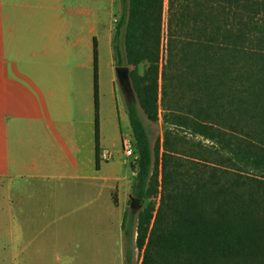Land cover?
I'll return each mask as SVG.
<instances>
[{
    "label": "trees",
    "instance_id": "obj_1",
    "mask_svg": "<svg viewBox=\"0 0 264 264\" xmlns=\"http://www.w3.org/2000/svg\"><path fill=\"white\" fill-rule=\"evenodd\" d=\"M123 30L127 62L146 63L129 77L147 116L156 118L159 79L171 69L178 84L196 90V124L227 135L223 160L166 149L158 171L134 102L126 101L136 155L131 196L135 203L159 196L157 208L149 201L128 217L140 264H264V0H121L115 66L123 64ZM95 105L99 169L96 61ZM126 223L125 210L129 235Z\"/></svg>",
    "mask_w": 264,
    "mask_h": 264
},
{
    "label": "crops",
    "instance_id": "obj_2",
    "mask_svg": "<svg viewBox=\"0 0 264 264\" xmlns=\"http://www.w3.org/2000/svg\"><path fill=\"white\" fill-rule=\"evenodd\" d=\"M103 2L0 0V222L6 214L23 219L0 225V264H94V243L90 249L87 238L75 236L78 218L86 225L83 236L87 224L94 239L103 234L97 226L115 232L126 263L122 222L133 177L122 169L134 159L121 150L129 119L118 102L113 2ZM104 150L107 160L100 157ZM88 186L97 189L91 219L75 211V191Z\"/></svg>",
    "mask_w": 264,
    "mask_h": 264
},
{
    "label": "rangeland",
    "instance_id": "obj_3",
    "mask_svg": "<svg viewBox=\"0 0 264 264\" xmlns=\"http://www.w3.org/2000/svg\"><path fill=\"white\" fill-rule=\"evenodd\" d=\"M100 3H102L101 0H99ZM109 1V0H108ZM106 2V0H104ZM103 2V3H104ZM113 2V16H111V22L113 24V30L114 33V26L115 23L120 15L121 12V0H112ZM167 0H165V3ZM99 3V4H100ZM163 42H162V50H161V62L164 64L166 59V48H165V29H163ZM124 30L120 34L119 40H120V50L122 54L123 59V66H126L128 68V71L130 72L132 69H136V71L139 74H142L145 71L146 63H140L137 66H134L132 64H129L127 62L126 52L124 48ZM120 87V86H119ZM118 102L121 106L123 113L126 109V101H133L134 105L136 107L137 113L144 125V128L146 130V133L149 137L150 144L152 147V153H153V162L157 165L158 171L160 170L159 163H156V161L160 159L161 153L164 152V150H168L171 152H180L186 155H190L194 157L195 159L199 160H209V161H215V163L223 160V155H226V150L223 148L224 144L227 140L226 137L222 135H218L217 131H211V130H203L200 128L199 125L196 123L199 122V120H196L193 114L196 112V109L198 108L195 106V104H192L193 98L196 97L197 93L196 90L193 88L188 87L187 85L178 84L176 82V73L174 70L169 69L166 75V78L163 80L161 77L159 79V85H158V105H157V111H156V118H150L147 116L145 111L142 109V107L139 104V98L136 94V91L133 89L132 86V80L129 77V87L127 89L118 90ZM177 118H183L187 121V124H183L184 126H180L177 124V121H175ZM217 126H220L219 121L215 122ZM221 127V126H220ZM124 131L126 134H131L132 138V132L130 128L129 121H126V124L124 125ZM206 132V133H205ZM218 135V136H217ZM134 142V138L132 139ZM159 146L158 149V157H156L155 153V147ZM122 150V147H121ZM124 154V153H123ZM134 156H136L134 154ZM134 157H128V160H133ZM134 161V160H133ZM132 161V163H133ZM131 163V164H132ZM122 169V175H124L127 178L131 179L133 177L134 181V175H132V169L129 164L123 165ZM156 168V166H155ZM94 187L88 186L87 189L84 190H76V194H81V196L75 197V211H77V216H79V213H88L89 219L90 213L92 212L89 207H92V197L91 195L94 194ZM97 192V189H96ZM95 192V193H96ZM17 199V198H16ZM150 201V203L157 208L159 196L155 195L151 198L144 199L142 202V205L139 208H131L128 204L126 208V215H127V223H126V229L129 230V235L123 234V244H124V251L126 256V263L125 264H140L141 259V252L137 250L134 244V238H135V232L134 227H130L128 224V217L130 215L137 216V213L143 209L147 203ZM14 204H16V210L15 215L18 214V208L23 207V200L19 197V199L14 200ZM137 204V203H136ZM86 208V209H85ZM88 210V211H87ZM22 214V213H21ZM14 215H7L2 218L3 220L0 222V225L2 226H8L9 224H12ZM15 221L22 222V215L21 217H15ZM78 218V217H77ZM77 222V228L75 227V236H79L81 234L82 239L87 238L85 241L87 243H83L85 246H88V248L92 247V244L94 243L96 249H97V255L98 258L94 264H121V259L118 253V248L116 246L115 240L116 236L115 232L106 233V226L100 225L95 227L97 229H102L103 234L101 237L94 239L92 236H94V226L92 224H87L88 232L87 236H83L82 234L84 229L86 228L85 224L80 223V219L78 218ZM92 223V222H88ZM100 233L96 232V236H98ZM104 236V237H103ZM108 236H112L114 238L113 242L108 240ZM84 242V241H81ZM91 249V248H90ZM93 264V263H90Z\"/></svg>",
    "mask_w": 264,
    "mask_h": 264
},
{
    "label": "water",
    "instance_id": "obj_4",
    "mask_svg": "<svg viewBox=\"0 0 264 264\" xmlns=\"http://www.w3.org/2000/svg\"><path fill=\"white\" fill-rule=\"evenodd\" d=\"M115 73L117 77V82L120 86L121 89H127L129 87V71L126 66L120 65V66H115ZM130 204L129 206L131 208H139L142 205V202H138L137 204L135 203L136 200L130 195Z\"/></svg>",
    "mask_w": 264,
    "mask_h": 264
},
{
    "label": "built area",
    "instance_id": "obj_5",
    "mask_svg": "<svg viewBox=\"0 0 264 264\" xmlns=\"http://www.w3.org/2000/svg\"><path fill=\"white\" fill-rule=\"evenodd\" d=\"M131 134H124L121 138V147L122 151L126 156H134V149H133V140ZM100 157L103 160H107L110 158V154L108 151H102L100 153Z\"/></svg>",
    "mask_w": 264,
    "mask_h": 264
}]
</instances>
